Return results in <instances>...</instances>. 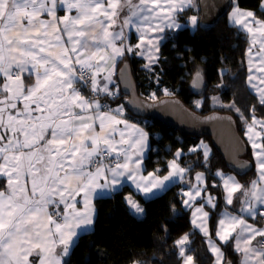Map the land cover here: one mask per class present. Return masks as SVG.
I'll return each mask as SVG.
<instances>
[{
    "label": "snow or ice",
    "instance_id": "1",
    "mask_svg": "<svg viewBox=\"0 0 264 264\" xmlns=\"http://www.w3.org/2000/svg\"><path fill=\"white\" fill-rule=\"evenodd\" d=\"M195 7V0H0V264H66L70 249L94 228L95 201L125 181L145 197L179 181L181 203L207 238L213 264H225L208 225L205 207L218 205L205 173L190 178L195 164L181 167L178 149L166 175H157L159 169L144 175L148 134L123 118V105L106 102L119 91L112 79L116 61L131 53L151 70L166 30L179 29L178 15ZM229 22L248 41L247 83L264 106V19L233 0ZM189 23L198 27L199 17L190 16ZM200 81L197 70L193 86ZM222 86L223 79L216 87ZM194 103L200 107L202 101ZM227 107L245 125L258 180L245 186L234 176L214 174L223 181L225 204L240 205L220 213L215 236L223 245L232 242L238 264H264V227L249 222L257 215L264 219V119L256 117L255 105L251 122L234 103ZM201 147L207 161L210 149L203 142L189 152ZM211 187H218L214 179ZM125 202L136 215L144 214L132 196ZM189 235L174 247L182 264H198L189 254Z\"/></svg>",
    "mask_w": 264,
    "mask_h": 264
},
{
    "label": "trees",
    "instance_id": "2",
    "mask_svg": "<svg viewBox=\"0 0 264 264\" xmlns=\"http://www.w3.org/2000/svg\"><path fill=\"white\" fill-rule=\"evenodd\" d=\"M235 1L239 7L251 9L256 16L264 18V9L261 8L263 0ZM195 4L198 7L187 9L178 15V20L185 24L183 27L165 32V40L160 46L161 60L151 70L142 69L131 53H125L118 61L117 69L125 60H129L139 94L148 100L174 96L202 114L213 110L233 114L240 134L246 139L245 125L239 115L227 105L234 103L248 121L251 120L249 110L255 105V115L264 118V106L258 103V95L247 83L245 51L248 41L244 33L238 34L236 26L230 24L228 14L212 27L198 26L192 30L189 17L197 15L200 19L201 15L199 0H195ZM197 70L203 78V86L199 91H195L192 86ZM221 70H224L223 77ZM222 79L226 87H216L221 84ZM165 89L171 94H165ZM152 93H155V99H150ZM215 96L221 99L222 106H214L212 98ZM127 98L128 95L121 91L115 99L109 100L112 105H118L126 103ZM195 101H202L200 107L196 106ZM127 112L129 116L137 117L128 108ZM139 118L145 121V127L151 134V148L145 159L146 171L159 169L158 174L165 175L169 171L168 162L181 149L185 152L180 158L184 167L195 164L188 174L190 178H193L196 171L206 172L208 190L218 195L217 208H210L211 234L216 237V225L224 204L220 188L211 187V183L213 179L216 182L214 174L217 170L231 171L225 158L213 146L208 135H185L158 120ZM202 139L207 140L212 147L207 161L204 160L201 149L196 153L189 152ZM247 144L243 157L253 163V168L244 174H237L245 186H249V182L257 175L251 145L248 141ZM181 187L180 183H175L164 193L145 199L129 186H124L112 195L98 198L95 201L97 215L94 229L87 235H81L66 258V264H131L134 259L141 260L144 264H182L174 242L185 233L190 234V246L194 250L189 254L194 255L198 264H212L214 256L208 249L205 237L193 228L190 210L181 203ZM129 193L144 206L145 213L142 217L134 214L126 204L125 196ZM221 246L226 260L238 264L232 242Z\"/></svg>",
    "mask_w": 264,
    "mask_h": 264
},
{
    "label": "water",
    "instance_id": "3",
    "mask_svg": "<svg viewBox=\"0 0 264 264\" xmlns=\"http://www.w3.org/2000/svg\"><path fill=\"white\" fill-rule=\"evenodd\" d=\"M199 5L201 9L200 27L207 28L214 26L228 14L233 0H199ZM117 77L121 91L128 95L126 105L132 114L158 120L185 135L210 136L213 146L223 155L228 168L235 174H244L253 168V163L243 157L248 144L240 134L233 114L220 110L202 114L187 106L179 97L174 96H165L158 100L146 99L139 94L133 67L129 60H125L120 66ZM202 86L203 78L200 81V87L193 86V89L199 91Z\"/></svg>",
    "mask_w": 264,
    "mask_h": 264
},
{
    "label": "crops",
    "instance_id": "4",
    "mask_svg": "<svg viewBox=\"0 0 264 264\" xmlns=\"http://www.w3.org/2000/svg\"><path fill=\"white\" fill-rule=\"evenodd\" d=\"M264 1V0H263ZM262 9H264V8H262ZM59 15H64V13L63 12H60L59 13ZM257 18H260V19H264V18H261V17H258V16H256ZM137 42V40H136V36H134L133 37V43L135 44ZM133 55V54H132ZM134 57L136 56H138V55H133ZM121 58H119L117 61H116V66H115V69H114V73H113V76H112V79H113V81L118 85V88H119V91H118V94H117V96L119 95V93L121 92V86H120V84H119V82H118V77H117V72H118V69H117V64H118V61L120 60ZM246 64H247V62H246ZM248 67V66H247ZM28 81H26V83H27ZM114 91H115V89H113ZM255 93H256V91H255V89H252ZM89 93L87 92V91H85L84 92V95H88ZM257 94V93H256ZM119 105H123L124 106V116H123V118L124 119H127V120H129V122L130 123H133V124H136V125H138V127L139 128H141V129H143V131L144 132H146L147 134H148V137H147V145H148V147L146 148V150H145V154H144V160H143V168H144V171H143V174L144 175H147V173L148 172H153V171H146V165H145V159H146V157H147V155H148V153H149V150H150V148H151V134H150V132L147 130V128L145 127V121L144 120H142L141 118H139L138 116L137 117H134V116H129L128 115V112H127V106H126V103H120V104H118V105H112V108H116V107H118ZM258 119H264V118H262V117H259V116H256ZM249 122H251V120L249 121ZM257 130H259V126H257ZM247 139V138H246ZM203 142V145H206L209 149H210V153H209V156H210V154L212 153V147H211V145L209 144V142L207 141V140H205V139H202V140H200L199 141V143L197 144V145H201V143ZM249 143V142H248ZM250 144V143H249ZM197 145H195V146H197ZM201 150H202V152H203V147H201L200 148ZM199 149V150H200ZM185 154V152H183V155ZM208 156V157H209ZM182 157V156H181ZM180 157V158H181ZM175 158V156L172 158V159H174ZM180 158H179V160H178V163L181 165V167H184V165L182 164V162H181V160H180ZM171 159V160H172ZM170 160V161H171ZM256 170H257V166H256ZM217 171H220V172H222L223 174H225L226 176L227 175H231V176H234L235 178H236V180L237 181H239L240 183H241V181L239 180V178H238V176H237V174H235L234 172H231V171H224V170H221V169H219V170H217ZM216 171V172H217ZM196 172H204L205 173V182L207 183V174H206V172L205 171H201V170H199V171H196ZM195 172V173H196ZM215 172V173H216ZM167 174V173H166ZM165 174V175H166ZM157 175H160V174H158L157 173ZM195 175V174H194ZM194 175H193V178H194ZM160 176H164V175H160ZM254 180H258V172H257V175H256V178L254 179ZM194 182V181H193ZM176 183H179V181H177ZM173 184H175V183H170L169 185H168V187L166 188V189H164L163 191H161V192H157L154 196H150V197H145L142 193H139V192H137V190L135 189V186L131 183V181H125L116 191H118V190H120V189H122L124 186H129L130 188H132L133 190H134V192L135 193H137V194H139V195H141L143 198H145V199H149V198H153V197H155V196H157V195H160V194H162V193H164L171 185H173ZM216 184L218 185V187L220 188V191L222 192V200H223V204H224V208L222 209V212H224L225 210H227V211H233L234 210V207L236 208V209H238L239 208V203H234V206H230V205H226L225 204V201H224V191H223V181L221 180V178L219 177V176H216ZM242 184V183H241ZM185 190H187V189H185ZM115 191V192H116ZM213 196H215V197H217V203H218V195H217V193L215 192H211L210 190H208ZM114 193V192H113ZM113 193H108V194H105L104 196H108V195H112ZM126 196H132L136 201H138V199L133 195V194H131V193H129V194H127ZM125 196V197H126ZM139 202V201H138ZM140 203V202H139ZM140 205L144 208V206L140 203ZM196 206H198V205H196ZM78 207H79V205H78ZM259 207V206H258ZM145 209V208H144ZM187 209V208H186ZM188 210H190V209H188ZM205 211H209L210 212V218H211V211H210V207H205ZM221 212V213H222ZM134 213V212H133ZM145 213V212H144ZM135 214V213H134ZM144 215V214H143ZM143 215H137V216H139V217H142ZM221 218V217H220ZM247 218V217H246ZM190 219H192V210H190ZM249 222L250 223H254V224H256L257 226H262V227H264V219H261L260 218V216L259 215H257V217L255 218V220H252V219H250L249 218ZM208 225H209V228H210V232H211V227H210V219H209V221H208ZM94 226H95V224H94ZM193 226V225H192ZM117 228V227H116ZM194 228V227H193ZM94 228H92V229H90L89 231H92ZM118 229V228H117ZM194 229H196V228H194ZM198 232H199V230L198 229H196ZM118 232V231H117ZM201 233V232H200ZM119 234H120V232H119ZM202 235H203V233H201ZM212 235V234H211ZM204 236V235H203ZM206 239V243H207V238H205ZM212 240L214 241V242H216L218 245H220L221 246V242L219 241V239H218V237H213L212 236ZM74 247V246H73ZM72 247V248H73ZM72 248L70 249V253H71V250H72ZM221 248H222V246H221ZM222 251L224 252V250H223V248H222ZM69 253V254H70ZM214 256V255H213ZM67 258V257H66ZM66 258H65V260H66ZM214 259H215V257H214ZM224 261L226 262V258H225V255H224ZM213 264V263H212Z\"/></svg>",
    "mask_w": 264,
    "mask_h": 264
},
{
    "label": "rangeland",
    "instance_id": "5",
    "mask_svg": "<svg viewBox=\"0 0 264 264\" xmlns=\"http://www.w3.org/2000/svg\"><path fill=\"white\" fill-rule=\"evenodd\" d=\"M235 3L237 4V2L235 1ZM262 3H264V1H262ZM232 7H233V5H232ZM232 7H231V9H230V11L228 12V21H229V14L231 13V11H232ZM240 9H242V10H245V11H252L251 9H245V8H241V7H239ZM253 12V11H252ZM177 22L178 23H180L181 24V27H183L185 24L183 23V22H181V21H179L178 20V17H177ZM189 25H190V27H191V29L192 30H194L196 27H193L190 23H189ZM199 26H200V22H199ZM180 27V28H181ZM168 30H171V29H168ZM167 31V30H166ZM135 35L134 34H132L131 36H130V40H131V43L132 44H134L133 43V37H134ZM164 37H165V34H164ZM164 40H165V38H164ZM164 40L162 41V43L164 42ZM161 43V44H162ZM161 46V45H160ZM254 51H255V49H254ZM161 60V54H160V59H159V61ZM135 61L137 62V64L142 68V69H145V67H144V65L146 64V60L145 59H143V58H141L140 56H135ZM246 62H247V57H246ZM253 73L255 74L256 73V69L254 68L253 69ZM254 83H257V84H259V81H254ZM262 86H264V85H262ZM215 97H217L218 98V100L217 101H213V104H214V106H222L223 104H222V101H221V99L218 97V96H215Z\"/></svg>",
    "mask_w": 264,
    "mask_h": 264
},
{
    "label": "built area",
    "instance_id": "6",
    "mask_svg": "<svg viewBox=\"0 0 264 264\" xmlns=\"http://www.w3.org/2000/svg\"><path fill=\"white\" fill-rule=\"evenodd\" d=\"M106 102H107V103H109V104H110V106L112 107V104H111V102H110V100H109V99H108Z\"/></svg>",
    "mask_w": 264,
    "mask_h": 264
}]
</instances>
